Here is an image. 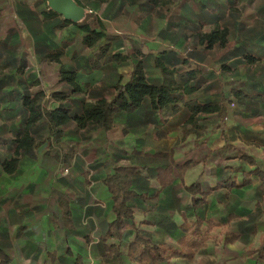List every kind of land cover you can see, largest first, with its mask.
Segmentation results:
<instances>
[{
	"label": "crops",
	"instance_id": "obj_1",
	"mask_svg": "<svg viewBox=\"0 0 264 264\" xmlns=\"http://www.w3.org/2000/svg\"><path fill=\"white\" fill-rule=\"evenodd\" d=\"M76 1L115 37L109 51L127 60L94 68L104 43L85 46L77 23L63 20L46 0H0V254L6 264H136L126 254L136 234L166 254L182 253L181 226L197 217L202 245L190 257L154 264H264V254L256 253L264 243V0ZM215 29L227 31L224 45L200 40ZM156 59L168 70H198L176 112L153 111L146 99L135 111L117 113L108 130L70 121L57 143L48 124L38 122L29 134L39 144L33 155L16 153L25 125L19 102L2 99L13 90L7 76L15 72L43 107L77 114L87 103L115 97L137 61L146 81L160 85ZM42 64L56 68V84L46 92L29 66ZM62 72L74 79H62ZM55 92L64 99H53ZM192 100H223L225 117L196 114L205 130L187 133ZM12 159L14 168L5 170ZM171 163V181L161 187L158 171ZM121 165L135 170L133 225L105 240L114 216L104 180ZM195 182L200 192L191 196L184 187ZM111 244L117 255L105 250Z\"/></svg>",
	"mask_w": 264,
	"mask_h": 264
},
{
	"label": "trees",
	"instance_id": "obj_2",
	"mask_svg": "<svg viewBox=\"0 0 264 264\" xmlns=\"http://www.w3.org/2000/svg\"><path fill=\"white\" fill-rule=\"evenodd\" d=\"M76 1V0H75ZM104 1V0H100ZM134 2L136 0H129ZM168 0H149L153 4L167 3ZM77 2V1H76ZM78 3V2H77ZM79 4V3H78ZM76 26L82 31V43L87 47L95 46L98 43H104L99 48L92 61V66L95 68L100 62L107 63L111 61L120 62L129 58L128 55L121 53H111L109 51V44L115 39L114 36L108 35L102 28L101 21L92 13H87L85 18L78 22ZM201 41H205L208 46L214 43L224 45L227 42V31L211 30L208 33L202 34ZM58 53L51 55L53 59H57ZM249 61L252 58H248ZM156 66L160 69L163 81L160 85L154 86L149 84L144 76L143 68L140 61H137L132 68L129 79L124 83H119L117 94L110 100L101 99L98 101L85 104L80 113H71L67 108L47 109L41 105L40 95H33L27 92V87L23 82L16 81L15 72L13 75L7 76V85L12 86V91L6 93L2 98L8 99L10 102H19V113L22 116V122L25 125L23 133L16 140L17 149H23L28 156L33 155V149L39 146L29 134L32 127L38 123L45 121L50 129V133L54 141H60L63 131L61 127L74 121L77 125L82 126L87 122L96 124L98 127L108 130L113 126V119L119 112H132L137 110L142 102L149 100L150 108L153 111H162L170 109L176 112L179 108V101L181 95L193 91V83L197 79L198 70H188L184 72H176L168 70L163 66L159 59H156ZM23 67H17L16 73L21 74ZM62 79L73 80V74L62 72ZM38 84V82H36ZM35 83V84H36ZM36 84V85H37ZM20 86L23 91H20ZM2 83H0V89ZM55 100L64 99L62 92H55L51 94ZM186 106L191 112V117L188 124L191 128L187 133L197 129H204L194 121L196 114H210L216 113L218 119L221 121L225 117L223 100L212 101L204 104H198L192 100L186 103ZM197 144V142H195ZM159 157H170L171 153L157 154ZM15 160L12 159L10 163H3V167L7 171L14 168ZM190 164L186 163L179 170L183 171ZM171 163L166 168L158 171V181L161 187L166 186L171 181V171L173 169ZM135 170L129 166L121 165L114 169L113 173L107 176L104 180V185L108 193L111 195V211L114 219L108 224L105 233V240L115 239L120 235V231L124 226L133 225V209L130 201L136 196L133 190V176ZM185 191L191 196H195L200 192L198 183H193L184 187ZM203 202L198 200L195 206H199ZM185 236L179 241L182 248L181 252H171L166 254V250L159 244L151 243L136 234L134 239L128 244L126 254L136 264H154L155 262L164 261L170 257H190L193 249L202 245L201 237L204 233L202 220L197 217L192 222H184L181 226ZM105 250L108 253L117 255L119 248L113 244L105 245ZM257 257L262 258L264 254V243L256 250ZM7 260L0 254V264H6Z\"/></svg>",
	"mask_w": 264,
	"mask_h": 264
},
{
	"label": "water",
	"instance_id": "obj_3",
	"mask_svg": "<svg viewBox=\"0 0 264 264\" xmlns=\"http://www.w3.org/2000/svg\"><path fill=\"white\" fill-rule=\"evenodd\" d=\"M46 3L50 10L65 21L78 23L85 18L86 9L75 0H46Z\"/></svg>",
	"mask_w": 264,
	"mask_h": 264
},
{
	"label": "rangeland",
	"instance_id": "obj_4",
	"mask_svg": "<svg viewBox=\"0 0 264 264\" xmlns=\"http://www.w3.org/2000/svg\"><path fill=\"white\" fill-rule=\"evenodd\" d=\"M30 2H33V0H29ZM236 10L239 8H241V6H238V4H236ZM109 30V27H108ZM31 69H33L35 72H38L39 77L42 79L43 81V91H48L51 90L55 84H56V78L55 77V67L54 66H50L49 64H42V65H38L35 68L32 67L31 65H29ZM51 92V91H50Z\"/></svg>",
	"mask_w": 264,
	"mask_h": 264
}]
</instances>
